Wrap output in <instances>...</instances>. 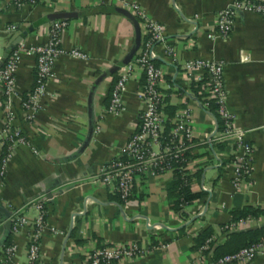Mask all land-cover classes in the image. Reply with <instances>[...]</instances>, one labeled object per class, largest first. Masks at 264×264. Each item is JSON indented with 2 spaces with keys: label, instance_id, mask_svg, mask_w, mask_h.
<instances>
[{
  "label": "crops",
  "instance_id": "crops-1",
  "mask_svg": "<svg viewBox=\"0 0 264 264\" xmlns=\"http://www.w3.org/2000/svg\"><path fill=\"white\" fill-rule=\"evenodd\" d=\"M232 1L43 0L35 7L19 9L11 0H0V66L20 42L25 46L46 43L51 22L63 19L52 16L61 11L76 13L65 18L61 45L79 47L89 55L87 61L68 55L57 59L54 76L47 82V96L31 121L23 118L17 104L13 107L11 124L22 129L30 145H15L6 162L0 189V258L8 242L16 248L7 264H28L30 225L16 232L11 227L15 217L31 221L41 211L45 226L35 264H88L86 253L93 248L128 241L151 247L146 256L128 264H215L213 251H200L207 239H212L210 245L215 248L232 231L264 224V17L238 13L229 35L221 36L216 31V16ZM123 2L136 3L149 19L165 27L164 38L155 43L154 58L163 70L164 111L173 116L188 107L192 118L195 143L188 150L190 187L206 195L181 210L169 204L171 172L137 178L127 202L120 201L112 184L101 183L100 168L122 154L142 107L139 91L144 74L132 65L122 95L123 108L109 110L112 86L140 48L121 64L135 40L132 22L115 10H128ZM102 5L113 10H99ZM192 58L224 62L226 106L253 149L250 184L240 191L230 182L232 148L215 142L219 125L203 105L207 80L183 72L185 61ZM114 66L118 69L94 90V128L82 147L90 125L87 102L92 85ZM35 73V58L23 51L16 71L18 95L25 97L30 91ZM2 125L0 111V130ZM4 144H0V153ZM246 205L261 211L245 217L243 228L229 229L234 223L231 210ZM207 228L212 234L196 245V237ZM252 264H264V256H257Z\"/></svg>",
  "mask_w": 264,
  "mask_h": 264
},
{
  "label": "built area",
  "instance_id": "built-area-1",
  "mask_svg": "<svg viewBox=\"0 0 264 264\" xmlns=\"http://www.w3.org/2000/svg\"><path fill=\"white\" fill-rule=\"evenodd\" d=\"M43 0H11L16 8L35 7ZM101 3L113 0H98ZM134 17L144 38L140 39L139 51L133 56L132 61L126 65V70L121 73L112 86L110 93V111H120L123 108L122 95L126 88L129 71L132 65H137L143 71L144 84L139 91L142 107L139 121L134 131L129 136L122 154L111 159L99 170L101 183L112 184L113 190L122 202L129 201L134 194L136 179L147 174L173 173L174 164L183 163L180 169L190 178L189 158H184V153L195 143V131L189 108H184L173 116L164 111L165 95L160 89L163 70L154 62L155 43L164 38L165 27L149 19L144 10L136 3H122ZM241 12H251L264 17V0H233L229 5L219 10L216 16V31L221 36L229 35L235 16ZM67 26L65 19L51 22L48 29V41L44 44L25 46L23 42L12 48L0 66V111L3 114V125L0 130V144L5 143V153H0V189L3 184L5 167L8 157L17 144L30 145L22 129L12 126L11 120L14 105L23 110V118L31 121L41 109L43 100L47 96V82L54 76V63L61 55H68L80 60H88L89 55L79 47H64L61 45V35ZM9 28L14 29L15 25ZM23 51L35 58L36 73L33 86L22 97L15 90L16 71ZM224 62L192 58L185 61L183 72L190 78H206L205 96L203 105L209 107L213 101L217 108L220 126H217L215 142L229 145L230 153V182L235 191L243 189L250 184L252 173V146L245 138V131L234 125L231 113L226 106V89L223 77ZM166 124L170 128L166 131ZM191 186L189 179L186 182ZM40 207V205H38ZM247 219H239L231 223L229 229L243 228ZM23 225H30L28 235L27 257L28 264H35L39 257V237L44 229L45 220L43 212L34 220L25 217H15L11 230L16 232ZM156 229L160 228L155 226ZM212 239H207L200 247V251L212 253L210 245ZM15 245L3 247V257L0 264H7L15 251ZM151 247L143 246L137 241L117 242L95 247L86 253L88 264H128L146 256ZM257 256H264V240L251 243L239 250L221 256L215 264H252ZM202 257V256H201Z\"/></svg>",
  "mask_w": 264,
  "mask_h": 264
},
{
  "label": "trees",
  "instance_id": "trees-1",
  "mask_svg": "<svg viewBox=\"0 0 264 264\" xmlns=\"http://www.w3.org/2000/svg\"><path fill=\"white\" fill-rule=\"evenodd\" d=\"M102 11L113 10L112 7H106L102 5L98 8ZM216 104L213 101L209 102V107L207 108L211 112L220 126L219 116L216 111ZM170 128V124H166V131ZM220 144V143H219ZM6 144H4V151L2 150V155L5 153ZM189 151L184 153V158H189ZM183 163L177 162L174 164L175 168L173 171V177L167 185V196L170 206L174 210H181L183 206L192 203L194 200L204 197L206 195L205 191L193 192L191 187L186 183L189 181V177L184 175V171L180 169ZM260 209L253 207L251 205H246L241 208H236L231 210L232 221H237L238 219L245 218L247 216H257L260 213ZM212 234V230L207 228L202 234L196 237V245L202 244L206 238ZM264 240V224L246 230L232 231L227 234L226 240L213 248V258L218 259L223 255L233 253L242 247L248 246L251 243ZM9 243L3 244L7 246Z\"/></svg>",
  "mask_w": 264,
  "mask_h": 264
},
{
  "label": "water",
  "instance_id": "water-1",
  "mask_svg": "<svg viewBox=\"0 0 264 264\" xmlns=\"http://www.w3.org/2000/svg\"><path fill=\"white\" fill-rule=\"evenodd\" d=\"M116 11L120 12L122 15L126 16L128 19H130V21L132 22L133 26H134V30H135V40H134V45L131 48L130 52L128 53V55L123 59V61L121 62V64H126L128 61H130V59L132 58V56L135 54V52L137 51V49L139 48L140 45V39H141V35H140V28H139V24L138 21L136 20V18L134 17V15H132L128 10L123 9V8H115ZM76 13L74 12H70V11H61L58 13H55L52 18H68V17H72L75 16ZM118 69V66H114L106 71H104L103 73H101L94 81L93 85H92V90L89 93L88 96V114H89V118H90V125H89V131H88V136L86 138V141L84 142L83 146L84 147L88 140L91 137V134L93 132V128H94V122H93V111H92V100H93V93L94 90L96 88V86L103 80L105 79L107 76H109L110 74H112L113 72H115Z\"/></svg>",
  "mask_w": 264,
  "mask_h": 264
}]
</instances>
